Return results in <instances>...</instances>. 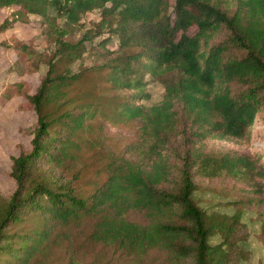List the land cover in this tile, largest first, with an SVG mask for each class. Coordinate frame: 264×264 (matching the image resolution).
Masks as SVG:
<instances>
[{
    "label": "trees",
    "instance_id": "trees-1",
    "mask_svg": "<svg viewBox=\"0 0 264 264\" xmlns=\"http://www.w3.org/2000/svg\"><path fill=\"white\" fill-rule=\"evenodd\" d=\"M14 5L0 32L30 14L53 30L78 26L93 11L116 25L117 55L91 71L105 72L118 93L116 114L140 124V139L112 153L106 180L84 196L43 167L65 168L78 133L106 106L93 91L72 96L85 69L60 70L53 58L35 93L25 81L4 86L2 102L23 96L38 120L32 149L13 158L16 189L7 197L0 191V264L33 263L60 229L70 248V228L92 220L87 240L127 257L157 250L166 264H241L242 212H210L194 195L197 176L264 175L246 155L204 146L249 139L264 108V0H0V8ZM86 38L67 44L66 57L79 59ZM32 46H10L21 56L20 75L30 71ZM148 75L165 88L153 105Z\"/></svg>",
    "mask_w": 264,
    "mask_h": 264
},
{
    "label": "rangeland",
    "instance_id": "rangeland-1",
    "mask_svg": "<svg viewBox=\"0 0 264 264\" xmlns=\"http://www.w3.org/2000/svg\"><path fill=\"white\" fill-rule=\"evenodd\" d=\"M18 8L17 5L0 8V25ZM111 24L93 11L84 14L78 26L61 25L53 30L45 25L43 17L30 14L16 21L7 31L0 32V191L4 196H9L16 189V182L10 176L13 158L32 149L31 140L38 117L34 110L24 107L27 100L23 96L2 102V90L10 83L25 81L30 84V93H35L48 70V62L53 58L58 59L60 70L74 73L85 69L82 79L72 87V96L93 91L90 92L92 99L102 102V106L106 103V106L78 133L76 144L71 148L73 157L66 167L46 164L44 170L56 174L60 181H72L77 191L87 196L106 180L112 153H121L127 145L140 139V124L116 114L113 102L118 93L110 90L108 83L104 82L105 72L91 71L117 55L119 35L116 25ZM85 36L79 59L71 61L66 57L70 51L66 45ZM16 42L33 45L30 71L22 75L14 70L21 60L20 54L10 47ZM147 79L153 83L148 89L152 96L146 104L153 105L163 99L165 88L161 80L150 75ZM204 146L214 154L230 151L246 155L264 172V108L256 117L249 139H211L206 140ZM258 172L255 171L248 179L228 174L214 178L196 177L198 190L194 199L202 208L227 214L242 212L246 227L240 233L245 256L241 264H264V175ZM93 222H83L70 228V248H67L70 246L69 233L60 229L58 240L31 264H166L165 254L157 250H152L144 258L127 257L111 246L91 244L87 237ZM23 225L31 224L25 222Z\"/></svg>",
    "mask_w": 264,
    "mask_h": 264
}]
</instances>
